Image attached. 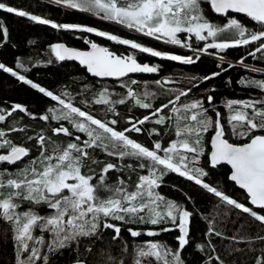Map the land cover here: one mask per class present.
<instances>
[{
	"label": "snow or ice",
	"instance_id": "6c2138e0",
	"mask_svg": "<svg viewBox=\"0 0 264 264\" xmlns=\"http://www.w3.org/2000/svg\"><path fill=\"white\" fill-rule=\"evenodd\" d=\"M52 3L91 13L192 54L156 50L94 27L57 23L0 0L3 12L53 29L93 33L132 50L117 54L92 41H86L90 45L86 51L64 43L50 46L56 61H78L93 77L116 80L122 91L83 84L79 90L56 92L28 78L25 73L30 69L23 61L17 60L14 67L0 62V71L53 102L39 116L20 103L0 107V165L8 166L0 167V220L9 226L11 233L9 236L6 231L0 236L10 239L14 264H54L64 250L75 252L77 259L73 264H92L88 254L93 249L87 246L81 253L82 242L103 243L107 230L114 232L108 247L120 241L122 255L117 258L110 251L100 250L103 264H125L126 258H130L131 264H187L182 253L191 242L192 220L199 213L159 191L169 173L194 182L219 198L220 203L201 217L207 223L206 243L196 244V249L205 254L202 264H212L213 260L224 264L216 255L210 239L213 236L230 243H246L248 247L244 249L230 248L229 255L253 252L257 254L254 264H264V236L259 233L255 237L241 236L244 224L231 237L223 231L233 210L248 214L264 226V79H239V85L259 89L260 95L226 99L224 113L214 100L215 88L200 97L190 95L201 83L219 77L236 64L253 73L264 72V68L245 64L248 57L264 62V0H52ZM205 4L213 13L225 17L226 22L211 20ZM230 13L243 14L253 26ZM9 39V28L0 24V46ZM29 43L35 45L36 41ZM241 47L250 50L236 64L228 61L227 50ZM137 53L183 65L195 64L205 55L215 56L220 61L217 64L220 71L193 77L188 80V87L180 86L183 79L173 77L142 82L130 74H156L161 65L142 63ZM134 110H145V114L136 116ZM16 112L33 121L38 119L45 126L35 130L22 121L10 120ZM17 133L21 135H14ZM133 133L145 134L150 143L133 138ZM205 155L209 168L230 165L229 179L244 190L248 203L259 211L238 202L225 194L219 184L207 179L210 173L201 166ZM109 173L116 174L114 182ZM186 199L192 201L190 196ZM42 206L49 210L46 214H41ZM122 226L132 238L142 235L155 238L178 231V247L173 249L157 239L133 240L129 244L122 238ZM256 244L261 247H255Z\"/></svg>",
	"mask_w": 264,
	"mask_h": 264
},
{
	"label": "trees",
	"instance_id": "16d2710c",
	"mask_svg": "<svg viewBox=\"0 0 264 264\" xmlns=\"http://www.w3.org/2000/svg\"><path fill=\"white\" fill-rule=\"evenodd\" d=\"M4 2L15 6L17 8L29 11L32 14L41 15L45 18L53 19L57 23L77 24L86 27H94L97 30L113 33L121 36L122 38L132 39L140 42L146 46L152 47L156 50L170 51L180 55H190L188 52L167 47L152 40L143 38L129 33L122 28L111 25L108 22L98 19L91 13H82L71 11L67 8L59 5L46 2L44 0H4ZM203 7L206 9L208 17L219 24L226 22V18L219 16L211 11L209 5L205 4ZM91 15V16H90ZM236 18L240 19L243 23L249 26H253L248 18L240 14H232ZM0 24H4L9 28L10 39L0 46V62L6 64V66L14 67L17 60L23 61L27 68L30 69L27 73L28 78L34 82H38L41 86L61 92L63 90H79L83 84L95 86H107L114 88L116 91H122L119 88L118 82L113 81H101L93 78L86 68L78 64L75 61H56L50 53V46L55 43H64L65 45L78 49H90V45L86 41H92L99 45H105L110 50L117 54L128 53L132 50L128 46L117 44L113 41H109L105 38L96 36L91 33L79 32V31H64L53 29L47 25H39L31 22L27 18L19 17L15 14H9L0 10ZM35 40L36 44H30L29 41ZM251 47V46H250ZM249 48H234L227 50V60L237 62L242 56H245L249 51ZM214 51V50H213ZM259 55V54H258ZM138 60L142 63L147 62L149 64L161 65V71L156 74H137L132 78L139 81H155L162 77H173L175 79H183L182 87H188V80L193 77L202 78L209 75L212 72L220 71L217 64L220 63L217 59L202 56L199 61L192 65H183L179 62L160 60L159 58L151 57L148 54L137 53ZM52 59V63H48V60ZM245 64L255 65L260 68H264V62L254 60L248 57L245 60ZM225 68L227 64L223 65ZM247 79H264V72L253 73L241 68L239 65L229 69L227 72H223L219 77L213 80L201 83L199 88H194L190 95L195 97L202 96L207 90L215 88V92L212 93L215 102L220 105V111L224 113L226 110L223 108V102L226 99H248L251 97H259L260 90L253 88H246L237 83L241 78ZM231 80V83L228 81ZM20 103L23 106L39 116L42 114L47 106H51L53 102L50 99L45 98L42 94L32 89L30 86L25 85L10 74L0 71V107L9 108L12 104ZM122 112L125 111L121 106ZM133 113H128L132 115ZM136 116L145 114V110H134ZM11 119L22 121L23 124H28L31 129L39 130L44 127V122L40 120H31L24 113L16 112ZM54 123V122H53ZM2 126V125H0ZM147 127V125H146ZM14 135H21L19 133ZM209 136L211 133L208 134ZM133 138L147 141L145 134H132ZM155 138V137H154ZM235 142V141H233ZM207 150L210 151V143L207 145ZM103 158V157H101ZM27 159V158H26ZM201 166H203L210 175L207 178L214 184H219L225 194L235 198L238 202H243L246 206L253 207V210L259 211L254 206L248 203L246 193L240 190L229 179L230 168L226 165L218 166L214 169L208 166V157L205 155L201 160ZM0 167H8L7 165H0ZM110 179L114 182L116 174L109 173ZM135 180V176H133ZM159 191L168 198H171L177 202L186 204L189 208H195L199 215H194L191 224V242L182 253V257L186 258L187 264H202L205 259V254L196 249L197 243H206L205 233L207 231V223L201 218L203 215H208L210 209L220 203L219 198L207 193L200 186L194 184V182L187 181L185 178L178 176L174 173H169L164 177V182ZM186 196L192 197V201L189 202ZM221 207H225L221 205ZM41 214H46L49 210L46 207H41ZM264 214V213H262ZM231 221H235L234 223ZM241 224L245 225V228L240 230L241 236L255 237L257 233L264 236V226H261L259 222L254 221L248 216V214L240 213L239 210H233L230 213V222L223 228L224 235L227 237L233 236L239 229ZM133 228H147L146 225H129ZM8 232L9 226L2 220H0V233ZM114 235L112 230H107L103 234L104 242H96L93 244L92 240H84L82 242L80 252L84 253V248L87 246L92 247V253L88 254L91 257L92 264H103V258L100 256V250H104L105 253L111 252L113 256L119 258L122 253L120 251V241H117L111 248L108 245L111 243V237ZM122 238L128 241L129 244L133 240L147 241L149 239H157L163 242H167L173 249L178 247L176 237L178 231L162 233L159 237L149 238L142 235L139 238H132L127 232L126 227L122 226L121 231ZM212 243L215 245L216 255L224 261V264H254L256 253H238L233 252L229 255L230 248H247L246 243H230L227 239H221L219 237H210ZM255 247H261L260 244L254 245ZM77 259L75 252L71 250H64L61 256L55 258L54 264H72ZM0 264H14V253L10 239H4L0 236ZM125 264H131L130 258L125 259ZM212 264H216L213 260Z\"/></svg>",
	"mask_w": 264,
	"mask_h": 264
},
{
	"label": "rangeland",
	"instance_id": "374dc122",
	"mask_svg": "<svg viewBox=\"0 0 264 264\" xmlns=\"http://www.w3.org/2000/svg\"><path fill=\"white\" fill-rule=\"evenodd\" d=\"M50 1H52V0H50ZM60 6V5H59ZM62 7V6H61ZM64 8H67V7H64ZM67 9H69V8H67ZM69 10H71V11H78L79 12V10H73V9H69ZM91 16V15H90ZM98 19H100V18H98ZM101 20V19H100ZM102 21H104V20H102ZM105 22H108V21H105ZM108 23H110L111 25H113V26H116V27H119V28H122L123 30H128V29H126V28H123V27H121V26H119V25H116V24H113V23H111V22H108ZM128 32L129 33H131V34H134V35H137V36H141V34H139V33H136V32H134V31H130V30H128ZM91 34H93V33H91ZM95 35V34H94ZM102 38H104V37H102ZM148 38H150V37H148ZM106 39V38H105ZM153 39V38H152ZM150 40V39H149ZM155 39H153L152 41H154ZM154 42H157V43H159L157 40L156 41H154ZM162 43V42H161ZM161 43H159V44H161ZM162 45H165V44H163L162 43ZM165 46H167V47H171V48H174V49H179V50H182V51H185V52H188L190 55L192 54L189 50H187V49H181V48H178L177 46H173V45H165ZM205 56H208V55H205ZM208 57H211V58H214V59H217L218 61H219V59H218V57H215V56H208ZM228 61H230V62H232L233 64H236V62L235 61H231V60H228ZM220 62V61H219ZM236 65H238V64H236Z\"/></svg>",
	"mask_w": 264,
	"mask_h": 264
},
{
	"label": "water",
	"instance_id": "95a60500",
	"mask_svg": "<svg viewBox=\"0 0 264 264\" xmlns=\"http://www.w3.org/2000/svg\"><path fill=\"white\" fill-rule=\"evenodd\" d=\"M44 1H46V2H49V3H52V1H50V0H44ZM54 4V3H53ZM76 12H78V11H76ZM240 15H243V14H240ZM244 16V15H243ZM126 31H128V30H126ZM141 37H143V38H146V39H150V40H153L152 38H148V37H145V36H142L141 35ZM154 41H156V40H154ZM7 42V41H6ZM5 42V43H6ZM159 42V41H158ZM159 43H161V42H159ZM162 44V43H161ZM67 46V45H66ZM100 46H103V47H106L105 45H100ZM73 48V47H72ZM75 49H78V48H75ZM78 50H90V49H78ZM75 62H77L78 64H80L78 61H75ZM131 76H134V75H137V74H130ZM92 76V75H91ZM93 77V76H92ZM93 78H96V77H93ZM96 79H98V80H101V81H113V82H117L116 80H114V79H112V78H103V79H101V78H96ZM210 150H211V148H210ZM224 165H226V164H224ZM226 166H228L229 168H230V170H231V167H230V165H226ZM230 176V175H229ZM231 181V180H230ZM232 182V181H231ZM232 183H234V182H232ZM235 184V183H234ZM236 185V184H235ZM238 188H239V186L238 185H236ZM240 189V188H239ZM240 190H242V189H240ZM242 191H244V190H242ZM73 264V263H72Z\"/></svg>",
	"mask_w": 264,
	"mask_h": 264
}]
</instances>
